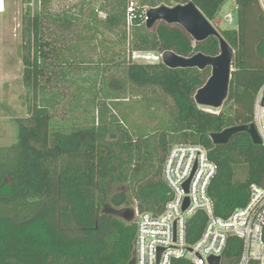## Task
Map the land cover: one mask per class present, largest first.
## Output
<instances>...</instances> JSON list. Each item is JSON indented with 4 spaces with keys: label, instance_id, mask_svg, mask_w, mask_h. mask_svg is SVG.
Masks as SVG:
<instances>
[{
    "label": "trees",
    "instance_id": "16d2710c",
    "mask_svg": "<svg viewBox=\"0 0 264 264\" xmlns=\"http://www.w3.org/2000/svg\"><path fill=\"white\" fill-rule=\"evenodd\" d=\"M130 1L84 0L76 14L27 18L22 63L28 116L13 121L15 141L0 146V264H133L135 222L112 211H163L169 199L163 166L177 144L203 146L217 165L209 195L218 217L245 207L252 185L264 187V144L247 133L227 146L211 140L214 133L253 124L260 94L264 104L259 0H236V28L219 30L235 56L229 96L218 111L194 99L210 68L173 70L162 62L137 63L133 55L218 56L216 37L196 43L165 22L147 29L144 12L193 3L212 23L227 0H133L128 25ZM49 3L41 0L44 8ZM161 94L172 101H159ZM139 103L164 109L169 123L157 125L153 135H138L131 107ZM206 222L204 213L190 220V243ZM242 249V241L231 238L223 264H238Z\"/></svg>",
    "mask_w": 264,
    "mask_h": 264
},
{
    "label": "built area",
    "instance_id": "2783aa9c",
    "mask_svg": "<svg viewBox=\"0 0 264 264\" xmlns=\"http://www.w3.org/2000/svg\"><path fill=\"white\" fill-rule=\"evenodd\" d=\"M264 12V0H259ZM136 2L127 7V23L131 25ZM149 11V10H148ZM145 21H147V12ZM224 21L233 26L230 12ZM163 53L136 52L135 62H162ZM264 144V104L260 94L255 103L254 123ZM217 165L201 145L177 144L168 152L163 177L169 189V199L158 215L135 210V264H172L186 259L193 264H210V258H220L223 264L229 241L237 238L243 249L238 264H264V187L251 186L249 203L235 210L228 218L214 213L209 188L217 173ZM198 213L207 217L206 225L194 243L188 241V224Z\"/></svg>",
    "mask_w": 264,
    "mask_h": 264
},
{
    "label": "rangeland",
    "instance_id": "374dc122",
    "mask_svg": "<svg viewBox=\"0 0 264 264\" xmlns=\"http://www.w3.org/2000/svg\"><path fill=\"white\" fill-rule=\"evenodd\" d=\"M83 1L50 0L45 9L41 4V0H3L4 10L0 12V146H9L15 141L16 129L13 121L28 116L22 63L23 29L27 18L38 12L43 14L52 13L59 16L76 14L80 11ZM235 10L236 0H227V3L211 24L218 31L235 29L236 23L229 26L224 21V16L230 12L235 15ZM45 24L47 25L48 22L45 21ZM177 41L181 45L192 48L195 45L194 43L187 44V41L183 39L177 38ZM153 54L159 55L160 53ZM137 63L146 64L143 61ZM161 97L162 99L160 98L159 101H172L164 94H161ZM144 104L139 103L141 107L136 104L132 105V125L135 132L140 136L153 135L158 129L157 125L163 126L169 123V115L161 108L151 111ZM168 106L172 107V102H169ZM151 119L154 122H151ZM130 208L134 209L133 207Z\"/></svg>",
    "mask_w": 264,
    "mask_h": 264
},
{
    "label": "water",
    "instance_id": "95a60500",
    "mask_svg": "<svg viewBox=\"0 0 264 264\" xmlns=\"http://www.w3.org/2000/svg\"><path fill=\"white\" fill-rule=\"evenodd\" d=\"M158 22L169 25H179L196 43L207 41L216 37L220 43V54L216 57L206 56L202 53L192 57H183L173 51L163 53L162 63L169 69H194L204 70L210 68L212 73L207 83L197 91L194 99L198 106L214 111L221 110L228 99L230 82L233 72L235 51L222 37L220 32L209 22L203 13L193 4L178 5L175 7L152 8L147 12V29H152ZM247 133L255 144H263L255 124L236 126L211 135V140L216 146H227L233 137ZM126 222H132L135 210L125 208L113 210ZM210 264H220V258H210ZM135 264V260H133Z\"/></svg>",
    "mask_w": 264,
    "mask_h": 264
},
{
    "label": "bare ground",
    "instance_id": "6f19581e",
    "mask_svg": "<svg viewBox=\"0 0 264 264\" xmlns=\"http://www.w3.org/2000/svg\"><path fill=\"white\" fill-rule=\"evenodd\" d=\"M4 10V4H3V1L0 0V11H3Z\"/></svg>",
    "mask_w": 264,
    "mask_h": 264
},
{
    "label": "crops",
    "instance_id": "0c3cea01",
    "mask_svg": "<svg viewBox=\"0 0 264 264\" xmlns=\"http://www.w3.org/2000/svg\"><path fill=\"white\" fill-rule=\"evenodd\" d=\"M3 1V0H2ZM1 12V11H0Z\"/></svg>",
    "mask_w": 264,
    "mask_h": 264
}]
</instances>
